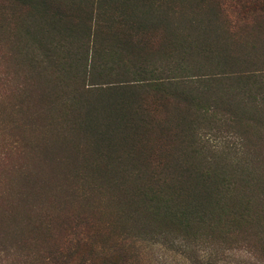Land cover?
Segmentation results:
<instances>
[{
    "label": "rangeland",
    "instance_id": "rangeland-1",
    "mask_svg": "<svg viewBox=\"0 0 264 264\" xmlns=\"http://www.w3.org/2000/svg\"><path fill=\"white\" fill-rule=\"evenodd\" d=\"M0 264H264V13L0 0Z\"/></svg>",
    "mask_w": 264,
    "mask_h": 264
},
{
    "label": "trees",
    "instance_id": "trees-1",
    "mask_svg": "<svg viewBox=\"0 0 264 264\" xmlns=\"http://www.w3.org/2000/svg\"><path fill=\"white\" fill-rule=\"evenodd\" d=\"M240 1H242V4L244 5V7H246L247 11L258 10V12H261L262 14L264 13V0H240ZM72 234L74 235L72 236L73 237L72 240L77 242V244L85 242V244L88 245V247L94 245L93 236L91 235V225L89 226V223L82 222V221H75L74 225L71 228V235ZM225 234L231 235V232H227V233L225 232ZM225 241L228 242L227 240ZM228 244L229 246L231 245L229 242ZM232 247L234 246H230V248Z\"/></svg>",
    "mask_w": 264,
    "mask_h": 264
}]
</instances>
